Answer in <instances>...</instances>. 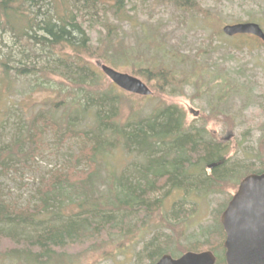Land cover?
<instances>
[{
	"label": "trees",
	"instance_id": "1",
	"mask_svg": "<svg viewBox=\"0 0 264 264\" xmlns=\"http://www.w3.org/2000/svg\"><path fill=\"white\" fill-rule=\"evenodd\" d=\"M149 1L165 3L181 13L200 15L212 25L209 41L222 34V16L202 7L197 0ZM132 3L133 0H0V35H8L14 39L12 45L19 43L21 47L19 57L12 58L11 63L4 59L6 55L0 57L4 75L11 72L14 78L31 76L39 84L52 87L55 84L59 92L58 99L50 102L45 113L30 117L24 139L16 138L12 144L0 146V172H5L10 155L18 153L24 140L31 143L25 153L32 157V148L39 145L41 132L47 128L59 143L70 137L80 139L77 153L70 155L62 168L50 170L41 177V187L33 196L38 204L18 208L0 198L1 256L22 252L30 264H52L60 257L76 256L92 249L130 223L142 222L160 200L153 193L155 189L172 185L189 193H218L222 187L235 192L244 176L264 172V133L257 141L258 164H230V157L224 159V147L206 136L204 122L217 119L214 113L198 111L197 123L192 124L186 122L180 108L164 104L162 97L175 93V86L177 93L183 94L184 84L191 79L192 72L188 69L185 73L182 67H176L174 61L178 57L183 61L184 57L178 50L168 48L164 40L153 39L143 45L147 39V33L143 32L138 42L131 45L119 36L124 34L122 22L128 21L127 6ZM246 21L264 26V13H248ZM234 22L243 20L236 18ZM95 24L102 29L96 30L92 38L89 31ZM156 30L150 27L149 35L154 38ZM261 46L264 52L262 41ZM146 51L152 53L149 55ZM203 52L199 50L197 55ZM91 59L145 82L152 90L149 98L159 97L151 112L141 117L140 110L148 96L126 94L106 81ZM49 74L60 80L55 82ZM127 104L131 115L122 123L121 107ZM58 108L62 109L61 113ZM83 114L94 116L90 136L85 131L69 128L71 119ZM57 120H65L67 128ZM120 140L128 153H138L144 163L136 171V178L120 177L118 191L113 179L109 180L110 200H103L100 194L95 195L98 189L94 181H106L100 177L96 157L114 148ZM220 160L206 174L207 164ZM194 169H199L198 175L190 173ZM70 193L78 196L81 210L65 214L61 207L74 202ZM232 194L229 192L222 198L213 214L214 223L204 231L203 241L196 239L181 245L170 235L151 239L143 248L142 264H154L163 254L176 258L186 251H210L215 256L214 264H225V232L220 215ZM58 195L66 196L65 202L58 200ZM194 209L183 208L182 201H175L169 213L171 218L166 219L165 225L178 226ZM42 213L47 216L42 217Z\"/></svg>",
	"mask_w": 264,
	"mask_h": 264
},
{
	"label": "rangeland",
	"instance_id": "2",
	"mask_svg": "<svg viewBox=\"0 0 264 264\" xmlns=\"http://www.w3.org/2000/svg\"><path fill=\"white\" fill-rule=\"evenodd\" d=\"M197 1L202 7L222 16L224 22L221 27L225 23H235L236 18L246 21L248 13L256 15L264 13V0ZM127 8L128 21L122 22L124 34L119 36L131 45L138 42L143 32L147 33L143 45L153 39L164 40L168 48L178 50L184 57L183 61H180L179 57L174 61L177 63L176 67L178 69L182 67L185 73L191 69L192 76L184 84L183 94H178L175 86V93L162 97L164 104L180 108L186 122L192 124L197 123L195 118L199 115L198 111L214 113L217 119L204 122L208 134L206 136L224 147V159L230 157L231 162L230 160L228 162L236 165L250 162L258 164L257 141L264 133V52L261 40L255 42L254 36L250 34L226 36L221 32L222 34H217L214 36L215 39L209 41L208 34L212 30L209 22L206 23L200 15L181 13L172 6L158 1L133 0ZM150 27L157 28L154 38L149 35L152 33ZM261 28L264 31V26ZM98 29H102V26L95 24L89 31L92 38ZM12 41L14 39L8 35H0V57L6 55L4 59H9L10 63L15 56L19 57L18 52L21 49L19 43L14 46ZM199 50L204 52L197 55ZM150 53L152 52H147L149 55ZM192 62H195V65H192ZM91 64L100 71V61L91 59ZM117 70L123 72L121 69ZM48 76L55 82L60 80L57 76L50 74ZM104 77L110 82L105 75ZM7 78H10L8 83ZM0 79H3L0 84V146H6L12 144L16 138L22 140L27 136L30 117L38 112L45 113L50 102L58 99L59 92L55 84L53 87L47 83L39 84L31 76L14 78L11 72L4 75L2 68ZM149 97L140 110L141 117L147 116L159 100V97ZM61 111L62 109L58 108V112ZM120 113V121L123 123L131 115L128 104L121 107ZM93 117L92 114H83L77 119H71L69 128L85 131L87 136H90ZM57 122L67 128L65 120ZM110 139H113V136ZM30 144L24 140L18 153L10 155L5 172H0V198L18 208L25 205L31 207L39 203L33 196L41 187L39 183L41 177L50 170L62 168L69 160V156L77 153L80 139L70 137L59 143L52 130L47 128L41 132L39 145L32 148V157L25 153ZM123 145V141L120 140L114 148L99 153L96 157L100 177L106 181H94L98 189L95 195L100 194L103 200H110L109 180L113 179L118 191L117 183L120 177L136 178L138 176L136 171L140 164L144 163L138 153H128ZM198 172L199 169H194L190 173L198 175ZM205 172L206 174L210 172L207 167ZM155 190L153 193L160 200L142 222L136 223L137 225L130 223L120 231L111 233L107 241L93 246L92 249L80 255L60 257L52 264H142L145 261L142 255L143 248L151 239L158 240L170 235L181 245L196 239L203 241L204 231L214 223L213 214L216 213L222 198L229 192L234 194L230 188L223 187L218 193L206 194L176 190L172 185ZM70 195L74 202L61 207L65 214L81 210L78 206V196L73 193ZM57 199L65 202L66 196L58 195ZM177 200L182 201L183 208L195 207L194 213L178 226L170 227L165 225L166 219L171 218L169 213ZM46 216L42 215L44 218ZM138 255H141L139 261L141 263L138 262ZM0 264L30 263L22 252H12L0 255Z\"/></svg>",
	"mask_w": 264,
	"mask_h": 264
},
{
	"label": "water",
	"instance_id": "3",
	"mask_svg": "<svg viewBox=\"0 0 264 264\" xmlns=\"http://www.w3.org/2000/svg\"><path fill=\"white\" fill-rule=\"evenodd\" d=\"M227 36L250 34L264 42V31L256 22L224 24ZM102 73L120 89L139 96H149L151 89L139 78L118 71L106 64ZM219 162L207 165L212 168ZM225 232L223 242L225 264H264V172L250 173L238 183L235 193L220 215ZM210 251H186L178 257L163 254L154 264H214Z\"/></svg>",
	"mask_w": 264,
	"mask_h": 264
},
{
	"label": "flooded vegetation",
	"instance_id": "4",
	"mask_svg": "<svg viewBox=\"0 0 264 264\" xmlns=\"http://www.w3.org/2000/svg\"><path fill=\"white\" fill-rule=\"evenodd\" d=\"M216 162H219V163H220V162H221V160H220V161H216ZM209 170H211V169H209Z\"/></svg>",
	"mask_w": 264,
	"mask_h": 264
},
{
	"label": "bare ground",
	"instance_id": "5",
	"mask_svg": "<svg viewBox=\"0 0 264 264\" xmlns=\"http://www.w3.org/2000/svg\"><path fill=\"white\" fill-rule=\"evenodd\" d=\"M145 83V82H144Z\"/></svg>",
	"mask_w": 264,
	"mask_h": 264
}]
</instances>
